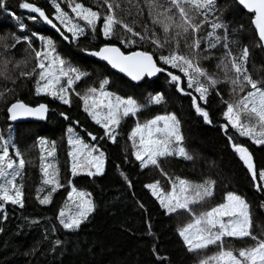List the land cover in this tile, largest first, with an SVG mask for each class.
<instances>
[{
    "label": "snow or ice",
    "instance_id": "1",
    "mask_svg": "<svg viewBox=\"0 0 264 264\" xmlns=\"http://www.w3.org/2000/svg\"><path fill=\"white\" fill-rule=\"evenodd\" d=\"M50 3L54 8L51 18L35 3L20 0L18 7L38 14L30 15L28 19H39L54 29L63 41L76 44L86 55L106 61L111 68L124 73L132 81L141 82L158 74H166L167 82L178 93L191 97V107L206 124L212 123L206 105L214 91L226 106L222 113L226 123L220 125L221 129L227 134L230 125L239 136L249 138L255 145L264 146V79H254L250 74L247 66L250 48L240 45L239 39L235 38L237 31L231 30L226 23L224 15L227 9L219 7L218 0H144L148 8V18L153 26L159 27L163 39L155 27L149 29L147 24L142 25V31L135 30L134 26L139 23L137 18L143 15L140 0H127V7L122 5L121 0H96L97 10L78 0H63L70 11L61 6L60 0H50ZM235 3L252 14L250 23L258 37L255 46L264 49V0H235ZM133 9L137 18L130 24L125 22L121 13L124 16H133ZM0 10L16 19L20 31H25L26 25L20 22L21 18L10 12L8 0H0ZM210 16L213 17L211 20ZM205 26L210 27L211 31L201 36ZM217 30H222V35L217 34ZM89 33L93 40L99 34L105 42L94 48L81 46V37L87 38ZM32 37L40 41L39 48L34 47ZM114 39L129 48L133 45L143 47L150 43L154 46L153 51L138 48L125 52L111 42ZM22 43L27 45L24 52L28 54V58L15 62L14 67L19 68L24 64L26 68L30 61H34V65L30 70H20L19 77L13 78L7 75L8 65L13 64L9 53ZM217 45L224 49L216 63V68L223 73V79L215 73L210 74L202 66L203 61L213 59L212 50L216 49ZM233 45L239 46L236 54ZM0 50V55L4 57V71L0 72V76H4L5 80H11L15 84L20 77L32 79L36 96L46 95L68 107L72 106L74 94L81 102L83 112L103 129V134L99 137L85 130L92 143L86 141L71 124L66 129V179L67 188L70 190L58 210L56 220L63 229L76 231L96 210V204L92 194L78 188L74 179L81 174L89 178L104 175L107 156L95 142L107 138L112 144H116L122 121L129 117H138L145 105L133 96L108 91L106 86L110 84V80L107 77L99 81V87L87 86L83 92L77 91V83L87 78L90 73L64 58L58 51L57 42L51 37L35 31L31 35L22 36L15 33L0 34ZM157 50L161 53L158 59ZM165 50L167 55L163 54ZM222 84L230 86L229 95L236 97L235 99L223 98L218 88ZM14 92V88H4L0 91V100L7 103L8 94ZM193 92L198 95H193ZM238 93L245 94L240 96ZM148 103H166L165 96L162 93L150 95ZM49 111V105L46 103L33 106L19 98L8 103L6 108L9 121H16L21 117L46 120ZM59 116L66 121L71 119L64 111L59 112ZM73 123L78 125L80 121ZM227 139L234 153L246 167L257 191L264 192V168L257 171L253 153L242 142L235 140L231 135H228ZM127 140L131 141V155L139 161L141 169L154 166L167 178L171 186L169 190L162 188L159 180L144 185L164 214L170 216L181 211L188 213L189 221L177 228L187 251L202 252L209 246H217L218 250L213 255L204 256L198 264H264V231L259 234L251 231V206L246 198L228 191L223 197V202L197 213L193 211V206L213 197L216 181L208 179L194 183L178 176L173 179L161 168V158L192 159L183 146L181 121L174 112L158 114L144 122L137 118L134 127L127 133ZM37 145L42 178L40 186L35 189V200L40 205H49L52 203L53 194L65 187L61 182L56 160L57 142L40 137L37 138ZM10 149L15 158L10 154ZM124 151L127 152V149ZM28 163L31 161H27L17 147L12 135V125L9 124L8 136L0 134V220H7L8 205L20 209L25 207L24 184L18 183L17 179L22 181V173ZM119 174L131 188L132 182L125 172L120 171ZM139 207L144 208V204L139 203ZM260 207L264 208V203L260 204ZM30 223L39 221L32 220ZM0 231H3L2 227ZM52 231H56L55 226ZM147 234L153 235L150 223ZM227 238H248L252 243L234 248L227 243ZM54 244L61 245L62 241L56 239ZM153 251L156 249L153 248ZM157 259L164 261L167 258L157 256Z\"/></svg>",
    "mask_w": 264,
    "mask_h": 264
},
{
    "label": "trees",
    "instance_id": "2",
    "mask_svg": "<svg viewBox=\"0 0 264 264\" xmlns=\"http://www.w3.org/2000/svg\"><path fill=\"white\" fill-rule=\"evenodd\" d=\"M19 2L20 0H8V6L10 12H14L21 18L20 22L26 25L25 31H20L19 22L16 19L0 10V34L15 33L22 36L31 35L35 31L40 35L53 38L57 42L58 51L64 58L90 73L87 78L77 83L75 86L77 91L83 92L87 86L99 87V81L107 77L110 80V84L106 86L108 91L123 96H133L145 107L138 113V117H129L122 121L116 144H112L106 138L95 142L107 156L105 173L93 178L86 175L77 176L74 184L92 194L96 210L78 230L68 231L63 229L56 220L58 210L63 205L69 190L66 179L68 176L66 129L71 124L89 143L92 141L87 137L85 130L99 137L103 134V129L83 112L81 102L74 94L72 106L68 107L46 95L36 96L32 79L20 77L13 84L11 80H5L4 76H0V91L6 87L15 89L14 93L8 94L7 103L0 100V134L8 136L9 123L6 108L7 104L14 102L15 99H22L33 106L37 103H46L50 108L45 123L11 124L17 147L24 154V158L31 163L26 164L22 181L20 178L17 179L18 183L24 184L25 207L20 209L8 205L7 220H0V227L3 228V231H0V264H198L204 256L214 254L218 250L217 246H210L202 252L187 251L177 233V228L189 221L188 213L181 211L179 214L174 213L170 216L164 214L158 202L144 188V185L159 180L160 186L169 190L170 184L167 178L161 174L159 168L154 166L141 169L139 161L131 155V141L127 140V133L134 127L136 119L144 122L166 112H174L181 121L184 136L182 143L192 159L161 158V168L173 179L178 176L194 183H201L208 179L216 181L213 197L193 206V211L199 213L208 210L223 202L226 192L232 191L246 198L251 206V231L254 234L264 231V208L260 207V204L264 203V192L257 191L250 174L232 150L227 137L231 135L249 148L253 153L257 171L264 168V146L255 145L249 138L239 136L230 125L227 134L221 129L220 125L226 123L222 115L226 106L221 103L220 97H217L214 91L206 105L212 123L206 124L191 107V97L178 93L167 82L166 75L162 74L154 81L144 80L139 85L131 84L111 72L106 66L96 62L93 57L85 56L76 44L63 41L49 25L39 19L29 20L30 15L38 16V14L20 9ZM26 2L35 3L44 9L50 18L54 13L50 0H26ZM60 2L66 11H70L63 0ZM78 2H83L85 6H91L97 10L96 0H78ZM121 3L127 7V0H121ZM140 3L143 7L142 16L135 17V9H133V16H124L123 13L121 16L130 24L134 18H137L139 23L134 26L137 31H142L144 24H147L149 29L155 27L160 38L163 39L159 27L153 26L148 18V8L144 0H140ZM218 6L227 9L224 15L225 21L231 30L237 31L235 38L239 39L240 45H247L250 48L247 65L250 74L254 79H264V52L255 46L257 37L250 23L251 16L246 14L235 0H218ZM212 18V16L209 17L210 20ZM208 31H211V28L205 26L200 35L205 36ZM217 34L222 35V30H217ZM32 40L34 47L39 48L38 38L32 37ZM104 42L99 34L95 40L90 33L87 38L80 39L83 47L94 48ZM111 42L125 52L138 48L153 51L154 47L149 43L143 47L133 45L129 48L120 45L116 39ZM26 47L27 45L22 43L9 53L13 64L8 65L7 75L16 78L19 77L20 70H30L33 67L34 61H30L26 68L24 64H21L19 68L14 67L15 62L28 58V54L24 52ZM232 47L234 54L238 53L239 46ZM223 51L222 46L217 45L216 49L212 50L213 59L202 62V66L210 74L215 73L220 79H223V73L216 68V63ZM160 54V50H157V59ZM163 54L167 55V50ZM3 59V55H0V72L4 71ZM184 86L186 87V80ZM218 88L225 100L236 98L229 95L228 84L219 85ZM156 93H162L166 103L149 104L150 95ZM244 94L238 93L240 96ZM193 95L198 94L193 92ZM61 111L66 112L71 119L66 121L60 117ZM76 120L80 121L78 125L73 123ZM40 137L57 142L56 160L60 169L61 182L65 185L53 194L52 203L49 205H40L35 200V189L40 186L42 174L39 167V149L33 147V144H37V138ZM125 148L127 152L124 151ZM10 154L13 155L11 149ZM120 171L125 172L131 180L133 185L131 188L120 176ZM138 202L143 203L144 208H140ZM32 220H37L39 223H30ZM149 223L153 235L147 234ZM53 226L56 228L55 232L52 231ZM56 239H60L62 244L55 245ZM227 243L234 248H239L251 244L252 241L248 238L244 240L227 238ZM153 248L156 249L155 252ZM157 256L167 259L161 261L157 259Z\"/></svg>",
    "mask_w": 264,
    "mask_h": 264
},
{
    "label": "water",
    "instance_id": "3",
    "mask_svg": "<svg viewBox=\"0 0 264 264\" xmlns=\"http://www.w3.org/2000/svg\"><path fill=\"white\" fill-rule=\"evenodd\" d=\"M238 5V4H237ZM246 14H248V15H250L251 17H252V14L251 13H249L247 10H245V9H243L242 8V6H240V5H238ZM253 27V30H254V26H252ZM257 39H258V37H257ZM263 50V52H264V49H262ZM85 56H90V55H86L85 54ZM91 57H93V56H91ZM93 59L96 61V62H98V63H100V64H102V65H104V66H106L111 72H113V73H115V74H117V75H119L120 77H122L123 79H125L126 81H128L129 83H131V84H137V85H139V84H141L143 81H141V82H135V81H132L129 77H127L124 73H120L118 70H116V69H113V68H111V66L110 65H108L107 64V62L106 61H102V60H99L98 58H96V57H93ZM160 75H162V74H158V76H156V77H152V78H146L145 80H148V81H154V80H156ZM164 75H166V74H164ZM6 114H7V112H6ZM47 121V119L46 120H38V119H36V118H34V117H21V118H19V119H17L16 121H9L8 120V123L9 124H20V123H29V122H31V123H45Z\"/></svg>",
    "mask_w": 264,
    "mask_h": 264
},
{
    "label": "rangeland",
    "instance_id": "4",
    "mask_svg": "<svg viewBox=\"0 0 264 264\" xmlns=\"http://www.w3.org/2000/svg\"><path fill=\"white\" fill-rule=\"evenodd\" d=\"M107 139V138H106ZM66 140H67V136H66ZM33 147H38V145L35 143V144H33ZM98 147V146H97ZM38 149H39V147H38ZM13 155H14V153H13ZM15 158V157H14ZM49 159H51V158H49ZM80 176H85V174H81ZM171 187V186H170ZM170 189V188H169ZM70 190V189H69ZM149 191V190H148ZM150 193V192H149ZM154 198V197H153ZM155 199V198H154ZM195 206V205H194ZM214 246H216V245H212L211 247H214ZM210 247V246H209ZM213 255V254H212ZM211 256V255H210Z\"/></svg>",
    "mask_w": 264,
    "mask_h": 264
}]
</instances>
